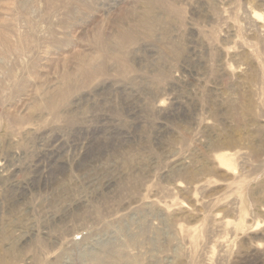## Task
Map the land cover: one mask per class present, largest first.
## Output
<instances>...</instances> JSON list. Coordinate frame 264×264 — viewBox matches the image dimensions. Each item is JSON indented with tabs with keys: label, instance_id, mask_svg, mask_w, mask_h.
Segmentation results:
<instances>
[{
	"label": "rangeland",
	"instance_id": "1",
	"mask_svg": "<svg viewBox=\"0 0 264 264\" xmlns=\"http://www.w3.org/2000/svg\"><path fill=\"white\" fill-rule=\"evenodd\" d=\"M0 264H264V0H0Z\"/></svg>",
	"mask_w": 264,
	"mask_h": 264
},
{
	"label": "bare ground",
	"instance_id": "2",
	"mask_svg": "<svg viewBox=\"0 0 264 264\" xmlns=\"http://www.w3.org/2000/svg\"><path fill=\"white\" fill-rule=\"evenodd\" d=\"M221 163H222V165L224 164V165H226V160H225V158H223L222 160H221Z\"/></svg>",
	"mask_w": 264,
	"mask_h": 264
}]
</instances>
